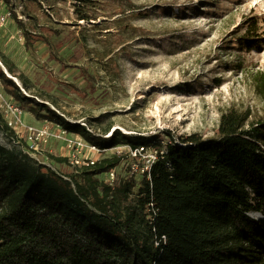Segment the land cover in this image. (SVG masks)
Returning a JSON list of instances; mask_svg holds the SVG:
<instances>
[{"label": "rangeland", "instance_id": "rangeland-1", "mask_svg": "<svg viewBox=\"0 0 264 264\" xmlns=\"http://www.w3.org/2000/svg\"><path fill=\"white\" fill-rule=\"evenodd\" d=\"M6 6L14 15L0 24V56L26 79L28 92L42 94L70 122L94 132L111 124L105 136L113 129L143 135L162 150L191 133L214 137L230 108L264 122L255 86V74L264 73V43L240 50L235 39L250 16L264 38V0H4L0 14ZM0 67L25 92L1 60ZM2 119L15 135L1 130L0 144L60 173L73 171L51 156L72 154L66 142L79 134L38 120L0 82ZM30 127L44 134L32 144ZM111 153L83 148L78 158ZM114 170L123 176V161Z\"/></svg>", "mask_w": 264, "mask_h": 264}, {"label": "trees", "instance_id": "trees-1", "mask_svg": "<svg viewBox=\"0 0 264 264\" xmlns=\"http://www.w3.org/2000/svg\"><path fill=\"white\" fill-rule=\"evenodd\" d=\"M256 27V16L248 17L243 36H235L237 48L264 43ZM0 60L25 91L0 67L6 92L38 120L101 150L153 144L163 151L146 173L129 174V157L111 153L63 174L0 144V264H264L263 121L230 108L214 137L191 133L162 150L143 135L113 129L105 136L111 124L94 132L70 122L42 94L28 92L4 56ZM255 86L264 101L261 71ZM1 130L15 135L4 119ZM122 161L123 176L100 178Z\"/></svg>", "mask_w": 264, "mask_h": 264}, {"label": "built area", "instance_id": "built-area-1", "mask_svg": "<svg viewBox=\"0 0 264 264\" xmlns=\"http://www.w3.org/2000/svg\"><path fill=\"white\" fill-rule=\"evenodd\" d=\"M4 0H0V3H3ZM11 15L13 14V11L7 6L5 7V10L3 11V14H0V24L3 25L8 18H11ZM10 107H13L12 105ZM28 137H29V142L31 144L34 142V140L39 139L44 136L43 132H37L33 130L31 127L28 129ZM66 146L69 149V151L72 152L69 156H67L68 162L70 164L75 165H88V164H93L97 158H78V154L81 152L83 148H87L89 151L94 152L98 155H100L103 151L106 150H101L97 146L88 143L85 141L81 136L78 135L77 138L74 140H68L66 142ZM112 153L115 154H124L129 157V174L135 175V174H141V173H146L148 172L150 166L157 160L158 154H162L163 151H160L158 153V149L156 146L148 145V146H136L134 148L132 147H122V146H116L111 148ZM108 180L113 181L115 178V173L113 170L109 171L108 173Z\"/></svg>", "mask_w": 264, "mask_h": 264}, {"label": "bare ground", "instance_id": "bare-ground-1", "mask_svg": "<svg viewBox=\"0 0 264 264\" xmlns=\"http://www.w3.org/2000/svg\"><path fill=\"white\" fill-rule=\"evenodd\" d=\"M8 75H10V74H8Z\"/></svg>", "mask_w": 264, "mask_h": 264}, {"label": "water", "instance_id": "water-1", "mask_svg": "<svg viewBox=\"0 0 264 264\" xmlns=\"http://www.w3.org/2000/svg\"><path fill=\"white\" fill-rule=\"evenodd\" d=\"M12 78V77H11Z\"/></svg>", "mask_w": 264, "mask_h": 264}]
</instances>
